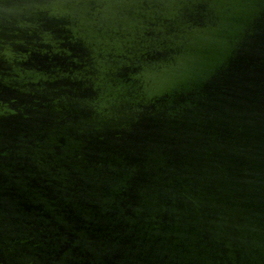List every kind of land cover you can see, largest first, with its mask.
<instances>
[{
    "label": "water",
    "instance_id": "95a60500",
    "mask_svg": "<svg viewBox=\"0 0 264 264\" xmlns=\"http://www.w3.org/2000/svg\"><path fill=\"white\" fill-rule=\"evenodd\" d=\"M0 264H264V0H0Z\"/></svg>",
    "mask_w": 264,
    "mask_h": 264
}]
</instances>
